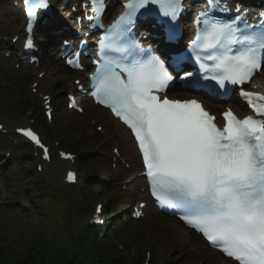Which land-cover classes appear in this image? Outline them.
<instances>
[{"label": "snow or ice", "instance_id": "obj_1", "mask_svg": "<svg viewBox=\"0 0 264 264\" xmlns=\"http://www.w3.org/2000/svg\"><path fill=\"white\" fill-rule=\"evenodd\" d=\"M37 3L48 7L47 0H23L29 29ZM149 4L159 5L172 20L181 10L180 0H127L125 11L108 30L110 35L99 42L102 62L92 76V95L131 129L151 193L161 207L182 211L181 219L234 264H264V119L252 115L241 119L229 109L223 113V127H218L215 117L196 99L158 95L173 80L159 56L134 57L130 65H115L127 74L126 79L107 57L109 50H138L142 56L144 50L127 38L128 26ZM92 6L99 13L104 2L92 0ZM200 16L205 17L204 27L198 29L191 47L201 69L213 73L205 79L214 80L221 89L226 82L246 84L264 66V31L247 34L238 26L239 16L228 21L210 18L207 12ZM32 44L29 37L25 47ZM206 49L219 54L202 57L199 50ZM205 59L217 63L210 66ZM192 75L185 72L183 79ZM239 95L257 116H264V103H258L264 102V95L243 88ZM17 131L34 141L48 158V149L32 130ZM67 179L72 181L75 175L69 172Z\"/></svg>", "mask_w": 264, "mask_h": 264}, {"label": "rangeland", "instance_id": "obj_2", "mask_svg": "<svg viewBox=\"0 0 264 264\" xmlns=\"http://www.w3.org/2000/svg\"><path fill=\"white\" fill-rule=\"evenodd\" d=\"M64 14H66V13L64 12ZM12 19H13V16L11 15V13L9 11V2L7 0H0V26L2 28L1 30L4 31V33L7 34L8 36H12V34L14 32H16V29H14L12 27V24H11ZM55 74L58 75V72L55 71ZM58 77H60V75H58ZM263 78H264V76H263ZM1 80L2 79H0V82H1ZM51 83H52V80H51V77L49 75V78L47 79V81L44 85V88H47ZM67 119L68 120H71V119L76 120L75 117H73L71 115H68ZM77 124H79V123L77 122ZM86 128H87V126L84 129H86ZM108 145H109L108 143L100 141L98 143V146L96 147L97 148L96 151L93 154L94 158L97 159L99 162H101L104 165L103 174H105L106 176L108 175V171H107L108 154L106 153V148ZM102 152L104 154L103 157H101ZM58 164H59V162L56 161L51 165V167L55 168L58 166ZM3 169H9L7 172H9V174H11L12 176H15V172H17V171L19 172V170H20V169H17L16 171H14V174H13V172H11L9 164H7L5 167H3ZM1 170H2V168H0V171ZM110 185L111 184H108V183H107V185L101 184L102 187H105L108 189L111 188L113 190L112 186H110ZM114 187L116 188L117 186L114 185ZM114 194H119V192L116 191V192H114ZM2 196L6 200H10V201L14 202L16 204V207H12V205H11L9 208H7L6 212L3 211V212H5L6 215H10L8 213V211H14L13 215H11L13 218L5 219L4 216L2 214H0V229L2 231H5L9 238L16 237L17 233L14 229V226H11L10 224L13 222H16L17 224H24L25 220H23L20 217L21 211L18 208L19 205L15 202L17 199L15 200V199L11 198L9 195L5 194V192L2 193ZM116 196H117V198L120 197V195H116ZM18 197L23 198L22 195H19ZM30 198L33 200L32 197H30ZM120 202L126 203V200H121ZM128 203H130V201H128ZM2 205L5 207V205H6L5 202H2ZM80 210H81V208H79V207L74 208L72 211V217L70 219L69 227L75 233H80L81 229H82L83 222H82V219L77 214ZM0 212H2V211H0ZM84 220L85 219H83V221ZM131 229H132V227H130V230ZM150 229H151L150 234L143 233L142 231L140 233L132 231L130 233V236L132 239H134V238L136 239L139 237H143V238L147 237V239L151 243V245L148 247L147 250L152 249V252H155V253L158 251H161L164 254H167V255L169 254L167 257V260H172V261H169V264H202V263H200L199 260L186 256L184 253V250H182L179 247H177L176 245L172 244L173 241H168V237L163 236L161 233L162 228L150 227ZM125 231H126L125 227H123V225H121L120 232L122 235V241L125 242L126 244H130L132 246L135 245V247L137 248L139 246L137 243H135V242L129 243L128 238L123 236L124 235L123 233ZM162 246H163V248H162ZM145 254H146V252L142 253L143 258H144Z\"/></svg>", "mask_w": 264, "mask_h": 264}, {"label": "trees", "instance_id": "obj_3", "mask_svg": "<svg viewBox=\"0 0 264 264\" xmlns=\"http://www.w3.org/2000/svg\"><path fill=\"white\" fill-rule=\"evenodd\" d=\"M41 247L42 246L39 241L34 242L30 245L28 250H26V253L20 258L15 259L14 261L9 259L1 260L0 264H49L50 259L53 260L51 256H54V254L42 252ZM48 254L50 255V258ZM59 264L70 263L64 256H61Z\"/></svg>", "mask_w": 264, "mask_h": 264}, {"label": "bare ground", "instance_id": "obj_4", "mask_svg": "<svg viewBox=\"0 0 264 264\" xmlns=\"http://www.w3.org/2000/svg\"><path fill=\"white\" fill-rule=\"evenodd\" d=\"M11 1H14V0H11ZM52 1L54 3H56L54 0H52ZM12 9H13V11H15L18 14V16H21L22 17V21H23V15H22V11L20 9V6H18V7H14L13 6ZM261 73H262V71H261ZM239 112H240V110H239ZM126 153L129 155V157L131 159V162H132V165L136 169L139 166L138 165L139 164V158L137 156V153H136L135 148H130L129 150H127ZM134 174H135V171H134ZM135 178L137 179V183H139V179L136 176H135Z\"/></svg>", "mask_w": 264, "mask_h": 264}]
</instances>
